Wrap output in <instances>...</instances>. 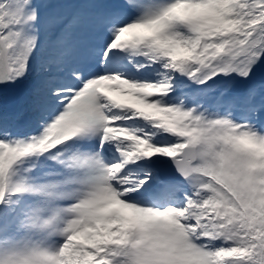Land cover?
I'll use <instances>...</instances> for the list:
<instances>
[{
	"label": "snow or ice",
	"instance_id": "1",
	"mask_svg": "<svg viewBox=\"0 0 264 264\" xmlns=\"http://www.w3.org/2000/svg\"><path fill=\"white\" fill-rule=\"evenodd\" d=\"M0 102V212L56 182L59 264H264V0H0Z\"/></svg>",
	"mask_w": 264,
	"mask_h": 264
},
{
	"label": "clouds",
	"instance_id": "2",
	"mask_svg": "<svg viewBox=\"0 0 264 264\" xmlns=\"http://www.w3.org/2000/svg\"><path fill=\"white\" fill-rule=\"evenodd\" d=\"M55 183L24 182L22 194L33 200L21 208L13 231H0V264L7 255L13 264H59L71 214L65 205H53L60 198Z\"/></svg>",
	"mask_w": 264,
	"mask_h": 264
},
{
	"label": "rangeland",
	"instance_id": "3",
	"mask_svg": "<svg viewBox=\"0 0 264 264\" xmlns=\"http://www.w3.org/2000/svg\"><path fill=\"white\" fill-rule=\"evenodd\" d=\"M22 207H24L23 202L13 198L11 205L12 210L9 211L5 209L3 212H0V231L11 232L14 230Z\"/></svg>",
	"mask_w": 264,
	"mask_h": 264
}]
</instances>
